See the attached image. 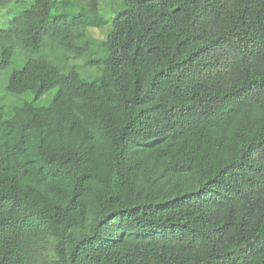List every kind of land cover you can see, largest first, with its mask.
I'll return each instance as SVG.
<instances>
[{
  "label": "trees",
  "instance_id": "16d2710c",
  "mask_svg": "<svg viewBox=\"0 0 264 264\" xmlns=\"http://www.w3.org/2000/svg\"><path fill=\"white\" fill-rule=\"evenodd\" d=\"M111 2L0 0V264H264V0Z\"/></svg>",
  "mask_w": 264,
  "mask_h": 264
},
{
  "label": "rangeland",
  "instance_id": "374dc122",
  "mask_svg": "<svg viewBox=\"0 0 264 264\" xmlns=\"http://www.w3.org/2000/svg\"><path fill=\"white\" fill-rule=\"evenodd\" d=\"M103 2H104V0H102V3ZM110 5H109V9L113 10V12H115V13H122L124 11V5L122 3V0H112ZM108 28H109L108 26H105L102 30L91 29L90 33L96 39L101 40V39H104ZM79 66L83 69L84 74L87 78L93 79V80L99 78V73L96 71V69H93V68H90V67L84 65V63H82V62L79 63ZM17 67L18 66L16 64H13L5 72L0 73V85H1L2 79H4L5 76H9L12 73V71L14 69H16ZM71 69H72V66L70 63L66 66L65 71L68 72V71H71ZM54 94H55V91L50 96H48V99H51ZM30 99L31 98L28 95L16 96V97L7 96L5 94V92L1 91V89H0V107H3L5 110L9 109L10 107L17 106V105L21 104L23 101L30 100Z\"/></svg>",
  "mask_w": 264,
  "mask_h": 264
}]
</instances>
